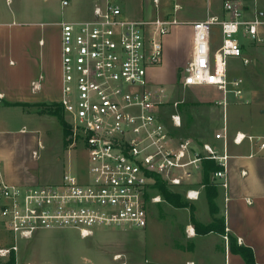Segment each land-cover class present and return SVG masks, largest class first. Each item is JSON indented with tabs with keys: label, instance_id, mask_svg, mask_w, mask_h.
Wrapping results in <instances>:
<instances>
[{
	"label": "built area",
	"instance_id": "2783aa9c",
	"mask_svg": "<svg viewBox=\"0 0 264 264\" xmlns=\"http://www.w3.org/2000/svg\"><path fill=\"white\" fill-rule=\"evenodd\" d=\"M68 4L61 0V6ZM224 9L230 14L227 19L209 16L188 22L192 54L180 70L184 87L210 85L220 93L215 103L222 108L223 122L210 140L170 131L163 110L173 108L168 122L179 129V102L171 101L167 88L152 84L147 76L146 68L161 61L160 39L177 19H127L118 4L105 0L94 3L88 16L60 22L59 104L70 126L68 145L81 142L85 148L86 177L80 180L64 170L58 182L17 186L7 184L0 173V226L9 234L0 243V264L17 257L20 240L39 230L72 228L86 238L96 227L144 228L150 206L163 201L160 194H152L157 179L181 188L185 200L196 201L205 187L197 178L204 162L216 165L208 183L227 190L230 144L247 140L264 149V137L231 134L225 112L229 95L242 99L244 92L242 78H229L227 58L238 57L248 65L239 33L260 42L257 27L264 21L242 19L240 6L232 1ZM213 25L220 28L215 49Z\"/></svg>",
	"mask_w": 264,
	"mask_h": 264
},
{
	"label": "crops",
	"instance_id": "0c3cea01",
	"mask_svg": "<svg viewBox=\"0 0 264 264\" xmlns=\"http://www.w3.org/2000/svg\"><path fill=\"white\" fill-rule=\"evenodd\" d=\"M228 1L240 6L242 19L252 20L257 17L264 21V0H173L172 6H167V2L162 4L161 0H158L157 3L153 1L152 14L139 20H150L156 16L175 18L183 22L182 24L189 25L191 29L188 22L204 20L209 16L227 19L230 14L224 9V3ZM94 3L96 2H93L92 6ZM44 16L43 8L40 11L38 8L36 14L30 10L19 20L14 12H10L9 15L0 12V161L4 158L2 150L5 152L8 149L9 153L12 152L9 140L12 131L7 128L9 122L3 117L4 110L19 107L29 110L26 115L36 114L40 117L45 112L46 104L59 103L61 21L48 22ZM257 33L261 38L260 42H253L243 36L242 30L238 37L243 53L250 60V66L255 74L264 77V23L258 25ZM161 43L162 47L166 45L162 39ZM216 47L212 46L213 49ZM186 49L190 59L192 33ZM248 88L264 94V86ZM249 111L248 115L252 116V111ZM7 114L9 115L10 111ZM256 117L264 118V104L258 107ZM259 122L256 121V124L264 125V122ZM5 125L6 128H3ZM240 128L237 127L231 133L241 131L252 136L264 137V134L251 132L254 128L264 126H252L250 131ZM24 130L20 128L21 132ZM248 144L245 148L234 143L229 146V183L227 190L216 187L217 213L212 214L209 211L204 188L201 189L199 199L188 201L193 208L194 221L191 219L189 207L175 208L167 202L152 204L157 213L154 215L148 213L147 225L142 229L145 231L152 226L157 234L159 239L153 242L156 244L153 248L142 247L143 244L136 240L137 245L134 244L122 251L113 250L106 260L97 262L85 256L76 261H40L23 256L19 249L16 260L20 264H246L239 253L231 251L229 243L232 240L236 246H244L251 250L253 264H264V149H259L249 142ZM38 156V152L32 149L31 158L37 159ZM10 159L15 162L16 158L11 155ZM36 170L29 168L28 175L19 173L21 176L18 178H14L16 176L14 172L13 177L9 178L7 171L0 164L1 176L10 185H29L28 182L31 180L40 178ZM197 178L202 179V172ZM60 179L61 176L47 183L58 182ZM179 209H183L185 215L178 212ZM215 219H220L221 223H215ZM194 222L198 224L200 232L196 230ZM210 224L224 230L218 232L214 228L202 231ZM35 236L36 234L32 238ZM138 245L140 248H137Z\"/></svg>",
	"mask_w": 264,
	"mask_h": 264
},
{
	"label": "rangeland",
	"instance_id": "374dc122",
	"mask_svg": "<svg viewBox=\"0 0 264 264\" xmlns=\"http://www.w3.org/2000/svg\"><path fill=\"white\" fill-rule=\"evenodd\" d=\"M98 1L70 0L69 4L63 7L60 4L61 0H9L8 3L7 0H0V12H4V15L14 12L19 20L23 19L30 10L36 14L38 8L39 11L43 8L45 21H69L88 16L92 3ZM110 1L121 7L123 16L127 19L139 20L152 14V10L154 11L153 0ZM163 2H167V6L173 5V0H161L162 4ZM179 3L181 4V1ZM182 23L178 21L177 24L170 27L168 34L161 38L166 42L161 61L155 66L146 68L147 76L152 84L167 88L171 101L179 102L178 112L181 115L182 124L187 122L189 125L188 130H182V135L186 134L184 137H192L196 140H210L223 122L222 108L215 103V100L220 97V93L210 85L184 87L181 84L180 70L184 69L186 61L189 59L186 47L191 41L192 33V28L190 29L189 25ZM210 35L212 46L216 47L220 41L218 25H213L210 28ZM227 63L229 78L240 77L244 82L243 98L236 99L229 95L227 99L225 112L230 133L237 127L250 131L252 126H264L256 124V121L264 122V118L256 117L258 107L264 104V94L248 88V86H264V77L256 75L250 63L244 65L238 57H228ZM49 110H54L57 114L53 115L45 111L40 117L36 114L26 115L29 110L19 107L11 108L8 111L4 110L3 113L7 116L2 113L4 119L9 122L7 128L12 131L9 137L12 152L9 153L8 149L5 152L2 150L4 153L2 158H4L0 161L1 166L7 171L9 178L13 177L14 172H16L14 178L20 177L22 173L28 175L29 168H36V172L40 175V178L35 181L31 180L28 182L29 185L24 186H35L55 181L64 170H70L80 180H85L86 177L87 160L83 144L80 142L69 146L67 138L70 126L62 108L55 105L51 106ZM172 110L170 105L164 107L163 121L168 122L167 116ZM249 110L252 111V116L248 115ZM61 119L66 124V130L60 123ZM167 125L170 126L169 122ZM2 127L6 128V125ZM20 128H24V132H21ZM251 132L264 134V128H254ZM248 145V141L245 140L241 144V148L248 147ZM32 149L38 152L37 159L31 158ZM11 155L15 156V162L10 159ZM171 189L181 190V188ZM156 193L160 194L155 188L152 194ZM162 202L166 201L163 199ZM155 209L154 206H150L151 215L157 213ZM178 212L185 215L183 209H179ZM94 232L93 235L82 238L78 230L72 228L39 230L31 240H20V253L25 257L48 262L76 261L84 256L97 262L106 260L113 250L122 251L124 248L137 245L136 240L143 244L142 247L153 248L156 246L153 242L159 239L152 226L145 231L136 227H96ZM8 237V232L0 226V243L6 241ZM16 259L13 256L5 264H14Z\"/></svg>",
	"mask_w": 264,
	"mask_h": 264
},
{
	"label": "trees",
	"instance_id": "16d2710c",
	"mask_svg": "<svg viewBox=\"0 0 264 264\" xmlns=\"http://www.w3.org/2000/svg\"><path fill=\"white\" fill-rule=\"evenodd\" d=\"M60 106L59 103H50V104H46L45 105V111H47L50 114H57L54 112V110H49V108L51 106ZM61 107V106H60ZM60 123L63 127L64 130H66V124L65 122L61 119ZM165 123L168 124V122L165 120ZM170 127V131L173 134L176 135H182V130H188L189 125L187 124V122L184 124H182L181 128L179 129H172L171 126ZM66 132V131H65ZM186 136V134H184ZM182 135V136H184ZM216 168V165L212 162V161H206L204 162L203 165V170H202V183L205 184L204 190H205V194H206V198H207V202H208V207H209V211L214 214L217 213L218 209L215 203V198L217 196V189L216 187L210 185L208 183V174L209 171L214 170ZM155 187L156 189L159 191V193L161 194V196L163 197V199L170 204L171 206L175 207V208H184V207H189L190 210V215H191V219L192 221H194L193 219V208L191 206V204H189V202L187 200L184 199V196L182 194V192L180 190H173L170 187H168L164 181H162L161 179H157L155 182ZM215 223H221L220 219H215L214 220ZM195 226H196V230L198 232H200L198 224L196 222H194ZM215 225L210 224L205 226L202 231L206 232V231H210L212 229H216V231L218 232H222L224 230V228L222 227H214ZM230 249L233 252L239 253L246 264H253V257H252V253L251 250L247 247L244 246H236L234 244V241L230 240ZM13 256H11L12 258Z\"/></svg>",
	"mask_w": 264,
	"mask_h": 264
}]
</instances>
